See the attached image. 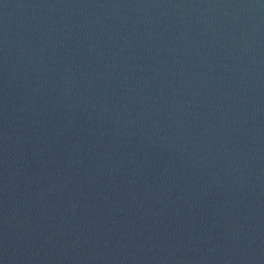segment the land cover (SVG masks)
Instances as JSON below:
<instances>
[{"label": "water", "instance_id": "1", "mask_svg": "<svg viewBox=\"0 0 264 264\" xmlns=\"http://www.w3.org/2000/svg\"><path fill=\"white\" fill-rule=\"evenodd\" d=\"M0 264H264V0H0Z\"/></svg>", "mask_w": 264, "mask_h": 264}]
</instances>
